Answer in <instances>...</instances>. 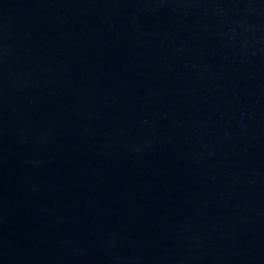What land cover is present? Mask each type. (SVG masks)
<instances>
[{
  "label": "water",
  "instance_id": "1",
  "mask_svg": "<svg viewBox=\"0 0 264 264\" xmlns=\"http://www.w3.org/2000/svg\"><path fill=\"white\" fill-rule=\"evenodd\" d=\"M0 264H264V0H0Z\"/></svg>",
  "mask_w": 264,
  "mask_h": 264
}]
</instances>
